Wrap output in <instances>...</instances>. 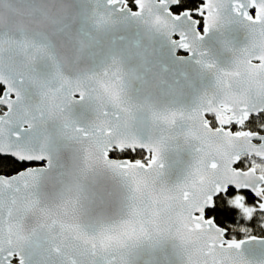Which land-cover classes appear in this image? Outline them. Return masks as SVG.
<instances>
[{"label":"snow or ice","instance_id":"snow-or-ice-1","mask_svg":"<svg viewBox=\"0 0 264 264\" xmlns=\"http://www.w3.org/2000/svg\"><path fill=\"white\" fill-rule=\"evenodd\" d=\"M221 217L264 221V0H0V264H264Z\"/></svg>","mask_w":264,"mask_h":264},{"label":"trees","instance_id":"trees-1","mask_svg":"<svg viewBox=\"0 0 264 264\" xmlns=\"http://www.w3.org/2000/svg\"><path fill=\"white\" fill-rule=\"evenodd\" d=\"M198 2L199 0H189L190 5H194ZM221 219L224 220L225 226L228 227H236L240 223H246V226L251 229L253 235L264 236V221H262L259 217L254 218V220L251 222L240 221L238 217H234L231 219H225L221 217ZM237 238H242V235H238Z\"/></svg>","mask_w":264,"mask_h":264}]
</instances>
